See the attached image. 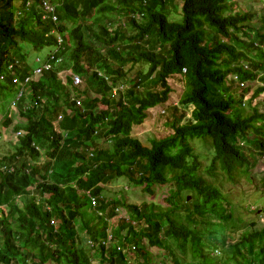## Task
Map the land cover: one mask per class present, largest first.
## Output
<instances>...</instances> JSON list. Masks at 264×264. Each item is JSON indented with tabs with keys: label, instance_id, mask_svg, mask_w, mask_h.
Instances as JSON below:
<instances>
[{
	"label": "trees",
	"instance_id": "1",
	"mask_svg": "<svg viewBox=\"0 0 264 264\" xmlns=\"http://www.w3.org/2000/svg\"><path fill=\"white\" fill-rule=\"evenodd\" d=\"M181 1L179 21L169 18L175 0H0V101L9 88L19 91L16 78L33 72L27 46L64 61L28 86L30 104L24 97L18 103L25 127L19 128L15 152L0 160V264H93V257L99 264H137L103 245L84 250L88 238L107 237L119 209L129 218L119 221L114 235L122 245L136 246L134 254L144 252V262L150 261L148 250L138 245L147 240L191 255L190 264H264V229L254 222L236 224L222 185L207 177L224 175L233 184L245 178L264 192V172L256 171L264 159V113H247L243 99L250 88L239 99L234 86L240 88L231 80L260 76L263 86L251 100L264 94V32L246 26L256 15L240 12L230 0ZM112 14L119 24L110 21ZM260 21L264 26V14ZM68 69L83 78L85 90L69 76L65 85L58 72ZM176 76L185 81L181 103L192 106V115L173 122L171 135L147 147L134 129L169 102V80ZM12 120L6 115L2 125L10 127ZM197 139L209 149L206 166L195 153ZM100 142L107 148L100 149ZM119 178L150 193L169 185L171 206L108 198L105 187ZM88 191L98 200L95 208ZM185 192H193L196 203L189 196L182 200ZM85 200L95 222L83 216ZM79 220L88 238L79 237ZM216 249L219 255H212Z\"/></svg>",
	"mask_w": 264,
	"mask_h": 264
},
{
	"label": "rangeland",
	"instance_id": "2",
	"mask_svg": "<svg viewBox=\"0 0 264 264\" xmlns=\"http://www.w3.org/2000/svg\"><path fill=\"white\" fill-rule=\"evenodd\" d=\"M233 3H235L237 6L236 8L240 12H253L256 15V18L252 22L246 23V26H252L259 30V28H262V31L264 32V26L262 22L260 21L261 16L264 14V0H230ZM182 1L181 0H175V6L172 10V13L175 16L169 17L171 20H181L182 18ZM20 5V2H19ZM181 5V6H180ZM237 11V10H235ZM237 11V13H239ZM180 15V16H179ZM110 21H113L116 25L119 24L121 21L118 20L115 16V14L109 16ZM240 47V45H238ZM28 47V53L29 57L32 56L31 59H34L35 57H41L43 58L47 53L43 52H35L32 50L30 46ZM27 53V55H28ZM250 57H254V55L250 54ZM263 58V56L260 55L257 57ZM264 61V59H263ZM33 67V64H31ZM142 70L146 72L148 70V67H142ZM137 71V70H136ZM134 73V72H133ZM177 79H170L169 83L172 86L173 92L170 96V100L165 105H160L153 109L149 113L148 118L146 119L145 123L141 126H137L134 129L133 136L140 139L143 143V145L150 147L151 140L155 139H161L166 136H169L173 133V129L171 128V124L173 122L177 123L178 119H181V117H186L189 119L192 115V106L184 107L181 103V99L183 98V95L186 93L185 90V81L179 79V76H176ZM83 79V78H82ZM263 84L260 82H250L248 85V88H250V93L246 97H244V102H246V106L244 107V110L247 113H252V110L254 108H259L261 112L264 110V96H261L257 100H253L251 104H249L248 100H251V95L254 94V92L257 90V88ZM260 86V87H262ZM81 88L83 90L86 89L85 84L81 85ZM160 87H158L159 89ZM161 89V88H160ZM235 92L240 99V95L242 92V88L237 89L234 86ZM14 90V89H13ZM11 88L5 92V96L0 103L3 105L4 110L2 111L0 108V160L3 157H7L15 152L16 145L18 143V138L15 134L18 133L19 128L25 127L26 119L19 115V108L17 106H14V101H16V98L18 96L17 91H13ZM30 89H27L25 91V95L29 93ZM89 95L92 97H95V93L92 91H88ZM246 99V100H245ZM27 101H30L28 95H27ZM177 108V111H173V109ZM164 111V112H163ZM7 117L12 116V124L10 127L3 126V121L5 119V116ZM183 119V118H182ZM182 119L180 121H182ZM177 121V122H176ZM186 120L183 119V122ZM18 128V129H17ZM55 128L57 131L61 132L60 129L57 128V124L55 125ZM193 147L195 149V153L199 154L201 156V162L204 166L208 165L209 162L204 158L209 156V149L208 147H205L202 141H199L198 139L195 140L193 143ZM107 144L104 142H100V149H106ZM47 151L50 149L49 145L47 144L46 147ZM93 151V148L90 147V152ZM43 157L46 158V154H44V150L42 151ZM256 171L264 172V159L256 166ZM219 173H221L219 171ZM209 180H212L218 187L222 185V190L224 192V195L228 198V200L232 203V209L234 212V215L236 217V224L243 223V224H250L254 222L256 224L255 228L257 230L264 229V214L261 212L264 211V192L262 186L258 185V182H249L247 179L242 178L239 180L238 184H233L230 182L227 177L224 175L220 178H211L207 175ZM70 188L66 187V191L70 192ZM104 195H106L110 199H126L128 203L136 204L138 206H141L143 203L153 204L157 208H169L171 206L170 204V196H171V190L169 185L164 186H157L153 188L152 193L142 190L141 187L135 186L131 180L127 178H119L114 181H112L109 185L105 187ZM190 197V200H192L193 192H185L183 194L184 200L186 197ZM87 201H89V198L87 197ZM85 200V207L83 209V216L85 218H90L91 220L94 219L93 222H95V218L93 215L88 212V202ZM195 202L196 201H191ZM189 205L192 206V203H189ZM3 211L6 212L7 208L6 206L3 207ZM262 209V210H261ZM255 210H258L259 212L256 213ZM2 212H0L1 215ZM117 217L114 219H111L109 221V229L110 231H117L119 221L121 219H128L129 218V212L125 209H119L117 212ZM183 214H178L179 222L185 223V218L182 216ZM237 219L239 220L237 222ZM243 226V225H242ZM77 227L80 232L79 236L80 238H85L88 235H86V231L84 228H82L81 221L79 220L77 222ZM197 230H201L202 227L200 225L194 226ZM88 238V237H87ZM205 243L207 245H211V248L214 247L215 243L214 241L208 240V237L205 236ZM139 248H144L145 250H148L150 261L144 262L143 254L144 252H137L133 256V260L137 261V264H173V260L178 259L181 260L183 264H190L192 263L191 255H188L187 257L183 256L180 251L172 246L168 249H160L157 247H152L148 243L147 240H144L139 243ZM91 247L85 246L84 250L86 252L89 251ZM91 254H94L92 251H90ZM212 255H219V250H212ZM146 258V259H147ZM93 264H99V261L96 259V257H93L92 259ZM194 263H198L195 261Z\"/></svg>",
	"mask_w": 264,
	"mask_h": 264
},
{
	"label": "clouds",
	"instance_id": "3",
	"mask_svg": "<svg viewBox=\"0 0 264 264\" xmlns=\"http://www.w3.org/2000/svg\"><path fill=\"white\" fill-rule=\"evenodd\" d=\"M46 4H49V3H47V2H45L44 3V6L43 7H45V9H46ZM51 8H53V11H51L50 9H46L47 11H48V13H51L52 15L51 16H53V22L54 23H58L59 22V20H58V16L57 15H55L54 14V7H52V6H50ZM132 16V15H131ZM142 17V15H139L138 17H137V19H142L141 18ZM125 27H126V25H125ZM127 28V27H126ZM62 37L61 36H59V42L60 43H62ZM51 56H53L54 57V59H52L51 60ZM59 59H62V58H57V59H55V56L52 54V53H48V54H46L43 58H41V57H35L34 59H33V61H34V63H33V72H34V70L35 69H37L41 64L39 63V62H42V63H46L48 60H50V63H52V68L51 69H49V70H43V73L44 72H46V71H51V70H54V68L55 67H58L60 64H63L64 63V61H63V59H62V62L59 64V63H57V61L59 60ZM12 66V65H11ZM245 66H248V65H244V71H250L251 70V68H249L248 67V69H245ZM69 70H71L72 71V69H68V70H66V71H69ZM66 71H59L58 72V76L60 77V78H62L63 80H64V83H65V85L67 84V81H66V78L69 76V77H71V75H67L65 72ZM33 72H32V74L30 75V76H28V77H31L32 75H33ZM73 72V71H72ZM43 73L40 75V76H33V78L31 79V80H29V81H27L26 79L28 78V77H26L24 80H22V79H18V78H16L14 81H15V84H16V86H17V89L19 90L18 92H17V94H18V96H17V98H16V101H14V106H17L18 107V103H19V101H20V99H21V97H24V98H26V100H27V95H28V97H29V99H30V95H31V91L29 90V93L27 94V95H25V91L28 89V86L30 85V83L32 82V81H35V80H37V79H39L42 75H43ZM74 73V72H73ZM75 74V73H74ZM80 76V75H79ZM81 77V76H80ZM234 77H236V79L237 80H235L234 79ZM259 77L260 76H258V78L255 80V81H244V80H241L239 77H238V75H232L231 76V80L237 85V87H239V88H242V90L243 89H245V88H248V85H249V83L250 82H260V80H259ZM81 79H82V77H81ZM83 80V79H82ZM84 82V81H83ZM261 83V82H260ZM261 84H263V83H261ZM260 86H262V85H260ZM259 86V87H260ZM242 92V91H241ZM249 94H247L245 97L247 98V96H248ZM261 96H264V94H260L255 100H257L258 98H260ZM252 99V98H251ZM246 100V99H245ZM248 102H249V104H251L253 101L252 100H248ZM27 104H30V101H27L26 102ZM246 106V102H244V99H243V107H245ZM263 113H264V110H263ZM61 119V117L59 118V120ZM22 134V131L21 132H18L17 134H15L16 136H17V138L19 139V136ZM0 138H1V136H0ZM3 207H5V206H3ZM2 207V208H3ZM4 209H2V211H3ZM263 214H264V211H263ZM52 224H55V222L53 221L52 222ZM108 230H110V229H108ZM112 231V230H111ZM112 233L114 234V231H112ZM88 239H90V238H88ZM114 239L122 246V247H129V246H133V245H130V244H127V245H122L121 244V242H120V240L123 242L124 240H122V239H118V238H116L115 237V235H114ZM99 241V240H98ZM88 243V242H87ZM88 245V244H87ZM136 247V246H135ZM109 249L110 248H114V249H116L114 246H112V245H110L109 247H108ZM92 249V248H91ZM117 250V249H116ZM136 250H137V248H136ZM135 250V251H136ZM118 253H121V252H118ZM135 253V252H134ZM133 253V254H134ZM132 254V255H133ZM132 255H130V256H132Z\"/></svg>",
	"mask_w": 264,
	"mask_h": 264
},
{
	"label": "built area",
	"instance_id": "4",
	"mask_svg": "<svg viewBox=\"0 0 264 264\" xmlns=\"http://www.w3.org/2000/svg\"><path fill=\"white\" fill-rule=\"evenodd\" d=\"M46 9H50L51 11H53V8L50 7V5L46 4ZM54 59L53 56H51V60ZM62 62V59H59L57 61V63H61ZM41 65L34 70L33 72V75L31 77H28L26 80L29 81L33 78V76H40L42 73H43V70H49L52 68V63H50V60H48L46 63H42V62H39ZM245 69H248V66H245ZM67 75H71V78L73 80V84L74 86H80L83 84V80L81 79V77L77 74H74L71 70L69 71H66L65 72ZM100 76L104 77L106 80H109L108 77L104 76V74H100ZM235 80L236 77H234ZM122 89V87L120 88ZM117 90L118 89H113L112 91V96L114 97V95H116L117 93ZM78 106H81L80 105V102H78ZM87 194V197L91 200V205L93 208L97 207L98 205V200L96 197L92 196L91 192L88 191L86 192ZM88 244L91 248H95V247H99L101 245L103 246H106V247H109L110 245L114 246L118 252H121L125 255H132L135 250H136V247L135 246H129V247H122L115 239H114V234L112 233V231L108 230V235L105 239L103 238H100L98 242L92 240V239H89L88 240Z\"/></svg>",
	"mask_w": 264,
	"mask_h": 264
}]
</instances>
